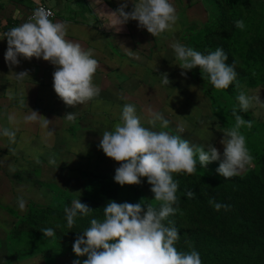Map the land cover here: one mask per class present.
<instances>
[{"label": "clouds", "instance_id": "obj_1", "mask_svg": "<svg viewBox=\"0 0 264 264\" xmlns=\"http://www.w3.org/2000/svg\"><path fill=\"white\" fill-rule=\"evenodd\" d=\"M99 2L98 4L102 3ZM97 3V0H94ZM128 4H121L116 10L107 13L113 19L108 26L117 31L129 20L138 21V26L146 28L154 37L173 30L178 20L177 10L172 0H134L131 11H125ZM53 14L43 7H37L28 20L19 26L11 28L5 36L8 48L5 60L9 66L19 65L20 59L31 60L43 58L56 66L53 73V87L58 97L68 106L84 104L99 96L101 88L94 82L99 62L94 58L92 49H85L81 43L68 38V24L64 21H53ZM235 26L241 30L245 24L243 20L235 21ZM175 58L182 69L181 75L187 76V71L197 67L204 79H207L216 89H226L236 81L235 65L226 63L228 56L222 48L204 54L179 41L173 43ZM17 80L29 76L27 70L15 73ZM162 83L170 84L168 75L162 74ZM237 86H239L237 84ZM239 111L247 113L254 105L264 106L259 96H250L243 91L237 96ZM149 121L153 126L160 121L163 128H167L170 121L160 112H152ZM232 115L235 124L227 130L220 141L224 145L223 153L213 144L207 146L193 145L180 135H173L167 131H155L143 126L136 108L132 104L123 107L120 121L115 123L113 130L104 131L98 147L109 158L120 163L115 170L114 180L121 186L138 185L141 178L146 177L152 186L154 201L145 203L144 199L138 203L110 201L104 209V219H92L90 227L78 235L73 244V251L77 256H87L83 264H202L198 251L181 252L176 248L180 238L179 229L168 217L176 214L178 207V182L173 179L174 173L193 175L198 169H207L209 163L220 161L217 173L225 179L237 176L250 165L251 156L246 137L240 132L244 126L252 127L251 120H245L238 114L234 106ZM74 122L75 112L64 116ZM9 121L15 120L9 116ZM25 122L39 123L43 129H49L50 119L32 110L24 117ZM177 131L184 133L186 125L178 124ZM2 134L15 141V131L3 129ZM39 162V161H38ZM55 164V160H50ZM188 198H195L196 193L189 190ZM216 210L228 205H221L209 200ZM26 202L23 197L18 198V207L23 210ZM91 208L80 201L72 202L71 208H66L67 226L73 227L74 218L79 214L87 216ZM168 221L166 225L164 222ZM45 237H54L52 228L42 230ZM73 264H81L79 260Z\"/></svg>", "mask_w": 264, "mask_h": 264}, {"label": "trees", "instance_id": "obj_2", "mask_svg": "<svg viewBox=\"0 0 264 264\" xmlns=\"http://www.w3.org/2000/svg\"><path fill=\"white\" fill-rule=\"evenodd\" d=\"M205 1L211 10L212 21L210 23L209 19L190 33L189 47L204 54L222 48L228 56L226 63L235 65L237 77L228 88L216 89L204 79L199 67L191 71L211 95L214 111L223 115L235 100L230 105L223 104L217 97L218 91L230 100V96L237 97L244 85L264 86V0ZM237 20L244 21L243 30L235 26ZM240 58L242 63H239ZM246 114L243 118L252 121L249 113ZM248 129V135L258 136V130L264 132V128L257 129L253 122ZM260 138L263 139L262 146L256 151L255 165L248 166L237 176L225 179L217 173L220 161L209 163L207 169L198 164L193 175L173 174L179 186L178 202L174 205L178 211L169 216L168 221L174 222L180 231L175 245L178 251H198L202 264H264V133ZM82 179L86 184L81 194H70L66 189L44 181L43 185L50 187L53 194L50 201H32L25 214H15L17 219L8 232L6 249L9 246L11 250L15 249L19 257L41 255L49 263H56L65 254L75 253L73 244L78 235L90 227L92 219H104L103 208L110 201L138 203L144 199L145 203L159 207V202L140 188L121 186L109 173L83 175ZM189 190L196 193L195 198H188ZM77 199L92 210L87 216L78 213L73 227L69 228L65 209L71 208ZM210 199L229 207L216 210L209 203ZM168 221L164 223L167 225ZM46 228L54 230V237H45L42 230ZM20 242L29 245L31 250L21 254V248L15 246L21 245Z\"/></svg>", "mask_w": 264, "mask_h": 264}, {"label": "rangeland", "instance_id": "obj_3", "mask_svg": "<svg viewBox=\"0 0 264 264\" xmlns=\"http://www.w3.org/2000/svg\"><path fill=\"white\" fill-rule=\"evenodd\" d=\"M180 1L182 0H172V3L178 6ZM79 4L83 9L87 7L84 0H80ZM210 11H208L206 21L210 19ZM211 21L212 17L210 23ZM176 30L177 28L174 25L173 30L164 33V41L161 44V47L166 49L164 55L158 57L153 54L157 65L154 67L157 76L149 75L147 77L149 81L148 88L151 89H149L151 93L148 99L144 98L142 103L138 102L135 105V108L138 106L140 109L137 108L139 113L136 114L145 127L155 131H167L173 135H180L193 145H203L205 149L209 144H213L223 153L224 145L220 141L224 138L225 133L222 130L230 129L234 126L230 127V125L235 124V117L232 115L233 107L237 108L239 115L246 118L247 114L239 111L237 97L230 96V100H226L220 91L217 92V97L223 104L230 105L233 100L235 101L226 108V114H217L214 111L211 95L206 92L205 87L196 81L193 72L191 70L187 71L186 77L181 75L182 69L178 64H175L178 61L171 47L176 42ZM186 30L184 33H186ZM189 31L191 33V29ZM188 44L189 42L187 46ZM163 61L167 62V65ZM239 63H242L241 58ZM165 73L170 80L169 85L162 83V74ZM241 91L250 96H259L264 101L263 85L258 87L244 85ZM88 104L89 101L85 107L83 106L84 109H87V112L83 111V114H80L79 110L73 109L76 114L74 122L68 121L64 116L61 117L59 121V126H62L61 131L57 130L59 127L54 122V126L57 128L53 130L57 134H54V141L49 140L47 142L46 133H40L42 135L38 134V137H30L35 142L28 141V138L25 140L22 138L19 140L20 142H5L6 147H3V149L0 146V264H73L76 260L83 264V261L87 259L86 255L77 256L75 253H67L58 262L49 263L41 255L19 257L16 255L15 249L12 248L11 250L10 246L6 249V247L8 245V232L17 219L15 214L17 212L25 214L32 201L40 203L50 201L53 194L50 192V187L43 185L44 181L56 184L69 191L70 194H81L84 192L86 184L82 179L83 175L109 173L111 178L114 179L115 170L120 166V163L106 156L103 150L98 147L100 142H85V138L86 141H90L92 137V135L89 136L87 128L93 126V130H95V125L100 120L99 114H95V109ZM152 112L162 113L170 121L169 126L163 128L160 121H156L154 126L149 123L152 119ZM247 113H249L257 129L264 128V126H260L264 125V106L256 104ZM108 117L105 120L101 119V121L111 123L112 126L120 121V118L117 122L110 121ZM118 117H121V114ZM180 123L186 125L184 133L177 131V126ZM84 128L88 134L82 132ZM258 131L260 132L258 136L248 135L250 130L247 127L240 131L245 135L247 148L253 157L251 164L245 166L241 173L246 171L248 166H253L256 163V151L261 149L263 140L258 138L264 133L261 130ZM32 133L35 134V132ZM19 134L23 135L24 133L19 132ZM5 138L7 137H4L0 132V142L6 141ZM50 160H55V164L50 163ZM141 180L142 183L135 186L140 188L148 197L154 199V193L151 191L152 186L148 183L147 178L142 177ZM19 197H23L26 202L23 210L18 207ZM17 243L19 244V242ZM18 244L15 246L21 248V254L31 250L26 243Z\"/></svg>", "mask_w": 264, "mask_h": 264}, {"label": "crops", "instance_id": "obj_4", "mask_svg": "<svg viewBox=\"0 0 264 264\" xmlns=\"http://www.w3.org/2000/svg\"><path fill=\"white\" fill-rule=\"evenodd\" d=\"M84 1L87 7L83 9L79 4L80 0H0V132L5 128L15 131L17 135L14 142H20L22 138L35 142L30 137H38L40 133H46L47 142L54 141V136L57 135L53 131L56 128L54 122L59 127L56 129L60 130L61 117L73 112V109L79 110L80 114L87 112V109L83 108L87 102L83 105L68 106L58 97L53 87L56 66L50 62L35 57L27 60L21 56L18 57L20 64L10 67L5 60L8 48L5 34L11 28L26 22L29 10L40 2L54 8L56 16L52 20L67 22L68 38L81 43L85 49H92L94 58L99 62L94 82L101 88V92L90 100L88 105L95 109V114H99L100 120L95 125V130L93 126L87 128L89 136L92 137L90 141L85 138V142H100L104 131L113 130L111 123L104 122L108 115L110 121L117 122L126 104L135 106L150 96L147 77L157 76L153 54L158 57L164 55L166 49L161 47V44L165 32L154 37L146 28L139 27L136 20H129L119 31L108 26L113 17L107 13L116 10L125 2L128 4L125 11H131L134 0H103L100 4L98 3L101 0H97V3H94V0ZM175 7L178 15L175 41L187 45L189 29L192 32L206 21L209 7L205 0H182ZM185 30L187 34L184 33ZM163 63L167 65V62ZM25 70L29 76L17 80L15 73ZM137 108L138 106V114ZM32 110L52 120L49 126L51 135L49 129L41 128L39 123L25 122L24 117ZM10 115L15 117L12 122L8 119ZM19 132L24 134L20 135ZM82 132L86 133L85 128ZM5 140L0 142L2 149L6 147L5 142H11L8 137Z\"/></svg>", "mask_w": 264, "mask_h": 264}, {"label": "built area", "instance_id": "obj_5", "mask_svg": "<svg viewBox=\"0 0 264 264\" xmlns=\"http://www.w3.org/2000/svg\"><path fill=\"white\" fill-rule=\"evenodd\" d=\"M37 7H43L46 10L50 11L53 15L50 17V19L54 18L56 16V12L54 10V8L52 6H50L49 4L45 3V2H40L38 3L35 7L31 8L27 14V19L33 14L34 10Z\"/></svg>", "mask_w": 264, "mask_h": 264}]
</instances>
